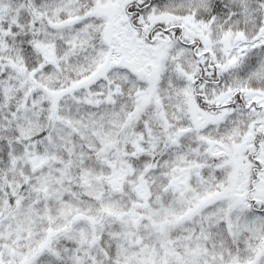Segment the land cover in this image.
Wrapping results in <instances>:
<instances>
[{"label":"snow or ice","instance_id":"6c2138e0","mask_svg":"<svg viewBox=\"0 0 264 264\" xmlns=\"http://www.w3.org/2000/svg\"><path fill=\"white\" fill-rule=\"evenodd\" d=\"M0 264H264V0H0Z\"/></svg>","mask_w":264,"mask_h":264}]
</instances>
